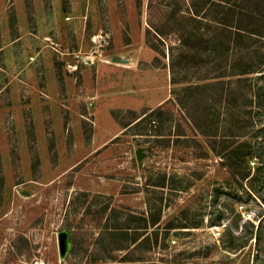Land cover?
<instances>
[{"label": "rangeland", "instance_id": "obj_1", "mask_svg": "<svg viewBox=\"0 0 264 264\" xmlns=\"http://www.w3.org/2000/svg\"><path fill=\"white\" fill-rule=\"evenodd\" d=\"M215 2L0 0V264H264V35L158 32ZM124 220L150 237L128 260Z\"/></svg>", "mask_w": 264, "mask_h": 264}, {"label": "trees", "instance_id": "obj_2", "mask_svg": "<svg viewBox=\"0 0 264 264\" xmlns=\"http://www.w3.org/2000/svg\"><path fill=\"white\" fill-rule=\"evenodd\" d=\"M236 0H216L215 4H214V11L215 14H211V18L209 19H198V15L200 13L199 9H196L195 12L193 13V16H191L192 20H196L197 21V25L196 28H190V26L185 25L184 21L181 24L180 21L177 20V23L175 24L176 26L172 27L169 26L168 30H159V34L162 35L163 37H167L171 32H177L180 33L182 35L186 36H198V35H207L210 37V40L214 43L217 40H219L221 35L226 34L227 37L230 40V44L228 49L230 48V45H233V47H236V44H233L234 39H237L238 36H240L242 34V36L244 35H252V34H256V35H264V31L263 30H256L255 32H253L252 30H250L249 28L243 26L240 22H239V18H237V12H236V7L234 6V2ZM246 1H252L253 4L255 5L254 9H248L246 11L247 15L252 16L251 18L256 19L257 17L261 16L262 19L264 20V15H262L260 13V5L263 4L264 6V0H246ZM249 3V2H248ZM251 3H249L250 5ZM206 13V12H205ZM246 33V34H245ZM210 34V35H209ZM206 36V37H207ZM203 37V36H202ZM237 37V38H236ZM215 40V41H214ZM232 43V44H231ZM221 46L219 42H216V44H212V47H214L215 49ZM155 49L158 50L157 47L154 46ZM249 48V47H248ZM247 48V49H248ZM248 51V50H247ZM228 62V60L226 59L224 62V64H226ZM222 67V66H221ZM260 67H262V62H260L258 65H253V64H248L247 66L242 65L241 70L238 71V73L233 74V75H249L255 72L256 69H259ZM223 69V67L221 68ZM227 72H223L220 74H215L214 76H206L205 78H207L208 80H211L212 78L217 79L215 81H209L207 83H204L205 85L201 86L198 89H201V97L203 98V100H208L209 98V88L211 86H218L223 84V77L227 76L226 74ZM205 79V81L207 80ZM243 78H239L238 81H242ZM182 83H190L187 82V79H182L179 80L177 82V84H182ZM193 85H187V86H183L182 88H180L179 90H177V92H179L181 95L179 96V104L182 106V108L184 109V111L194 119V117L192 116V111L195 108L194 102L192 100L193 94L192 92L195 91L197 88L196 86L192 87ZM190 92V93H187ZM248 127L249 126H245L244 130H242V132H240V134H233V137L236 136H246L248 133ZM203 134L204 135H211L209 133H206L204 130ZM214 134H212L213 136ZM165 184L162 185H157V186H161V187H165ZM116 218L118 219V217L116 216ZM109 219V218H108ZM152 224L153 226H156L159 221H160V216H152L151 218ZM159 227V226H158ZM157 227V228H158ZM129 225L126 224V220L121 221L119 223L115 224V227H107L106 229L108 230V234L106 236L107 239H110V241H112V249L116 250V251H124L125 254L124 256L121 258L122 260H128L131 259L132 255L136 252V250H138L140 247H142L144 244L149 243L150 242V237L149 235L145 236L143 239L141 236L134 234L133 236H131L129 234L128 231ZM157 232V231H156ZM127 236L128 239L127 240H123L121 242H116L115 239L119 236ZM126 241V243L124 242ZM28 244V243H27ZM132 245H135L133 248ZM105 249H109V244L107 246H104ZM19 252L22 253V250H18Z\"/></svg>", "mask_w": 264, "mask_h": 264}, {"label": "water", "instance_id": "obj_3", "mask_svg": "<svg viewBox=\"0 0 264 264\" xmlns=\"http://www.w3.org/2000/svg\"><path fill=\"white\" fill-rule=\"evenodd\" d=\"M66 238H67V235L65 233L61 234L60 245H61V251L62 252H64L66 250Z\"/></svg>", "mask_w": 264, "mask_h": 264}]
</instances>
